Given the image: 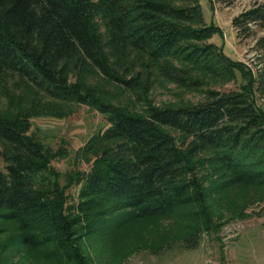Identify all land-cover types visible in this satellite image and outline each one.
<instances>
[{
  "label": "trees",
  "instance_id": "16d2710c",
  "mask_svg": "<svg viewBox=\"0 0 264 264\" xmlns=\"http://www.w3.org/2000/svg\"><path fill=\"white\" fill-rule=\"evenodd\" d=\"M231 25L240 39L254 36L253 26L263 30L255 38L259 78L209 40L220 28L205 24L199 0H0V98L12 101L13 79L53 101L59 115L62 105L86 104L108 121L76 151L89 169L65 174L61 185L51 162L65 147L52 151L32 134L28 108L0 110V255L27 248L49 264H91L88 240L153 217L172 219L173 242L195 248L220 226L211 194L222 208L244 203L226 219L242 217L253 197L228 200L231 189L264 193V111L255 102L256 90L264 93V0ZM237 72L245 81L238 89H206L176 105L146 99L141 111L108 101L88 80L97 73L145 100L160 78L198 89L205 78L228 82Z\"/></svg>",
  "mask_w": 264,
  "mask_h": 264
},
{
  "label": "rangeland",
  "instance_id": "374dc122",
  "mask_svg": "<svg viewBox=\"0 0 264 264\" xmlns=\"http://www.w3.org/2000/svg\"><path fill=\"white\" fill-rule=\"evenodd\" d=\"M262 1L231 0L230 4H224L215 0H199L205 24L213 23L220 28V33H216L209 40L221 46L229 57L242 61L256 79L259 78L258 72L263 65L261 52L255 48V38L262 35L263 30L253 26L254 36L240 39L236 37L231 20L254 3ZM88 80L91 85L105 89L108 101L114 104L121 101L137 111H141L147 102L156 106L196 102L203 98L206 89L228 91L238 89L239 85L245 82L237 72L235 80L232 81L221 82L205 78L207 82L200 88L184 89L160 78L148 85L145 96L147 98L144 100L143 95L137 96L113 83L105 84L97 73L91 74ZM6 82L12 101L9 102L2 96L0 110L15 111L23 107L28 108L33 112L30 129L32 134L52 151H56L60 146L65 147L67 154L57 156L51 162L53 169L58 173L59 183L65 184V174L77 170L87 171L90 162L76 158V151L94 132L108 125L107 116L86 104L62 105L60 111L64 114L59 115L54 102L36 93L35 89L24 84L19 86L13 79H7ZM260 92L256 90L255 102L264 111V93ZM0 170H4L1 155ZM79 188L80 184H75L66 189L68 203L76 200ZM249 189L246 186H238L226 195L228 200L233 201L235 198L237 202L245 201L247 194L253 197L242 207V217L226 219L231 210L236 212L244 203L235 208H222L217 206L220 194L210 195L220 226L215 232L204 234L195 248H181L177 242H173L179 227L172 219L153 217L133 223L124 229L121 235L88 240L85 248L92 257L91 264H264V193L259 190L253 193ZM217 210L220 213H217ZM15 249L0 255V264H49L27 248H19L18 251Z\"/></svg>",
  "mask_w": 264,
  "mask_h": 264
}]
</instances>
